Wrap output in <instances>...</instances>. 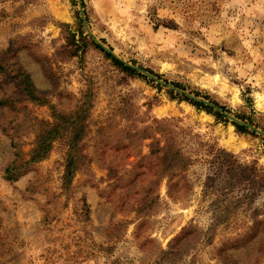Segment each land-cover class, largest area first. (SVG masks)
<instances>
[{"label":"rangeland","instance_id":"1","mask_svg":"<svg viewBox=\"0 0 264 264\" xmlns=\"http://www.w3.org/2000/svg\"><path fill=\"white\" fill-rule=\"evenodd\" d=\"M82 2L95 37L119 57L264 131V0ZM81 30L86 50L76 54ZM20 69L47 104L24 96ZM138 72L91 43L79 0H0V264H264V226L254 228L250 211L219 221L207 161L213 145L264 167V135ZM87 93L86 161L70 189L66 139L7 179L55 121L53 107L72 112ZM155 119L197 159L186 173H162ZM147 125L155 136L144 139Z\"/></svg>","mask_w":264,"mask_h":264},{"label":"trees","instance_id":"2","mask_svg":"<svg viewBox=\"0 0 264 264\" xmlns=\"http://www.w3.org/2000/svg\"><path fill=\"white\" fill-rule=\"evenodd\" d=\"M75 2V0H73ZM82 24V21H81ZM81 39L77 44V52H85L86 45L84 31H80ZM102 42H105L102 40ZM91 43L99 48L105 55L110 58L113 63L121 68L123 71L131 74H140L137 70L125 65L121 60L107 52L98 44L92 37ZM152 74H155L159 78H162L159 74L152 70L147 69ZM20 77L21 91L33 102L39 104H47L48 100L42 96L40 92L34 86L30 75L22 71L21 69L16 74ZM174 86L182 88L179 84L173 83ZM197 95V94H196ZM90 93L84 94L81 104L78 108L72 112L64 113L57 111L54 107L53 117L55 121L41 131H39L33 142V147L29 152V159L24 164H12L6 169V178L9 180L17 179L22 170L30 165L38 163L48 158L53 149V144L59 139H66L68 142V153L65 161V168L63 173V188L69 190L74 177L78 170L85 164V155L82 152L81 142L85 138L89 127V120L91 118V110L94 105L93 98ZM181 96L190 101L198 108H204L208 112H214L218 117H224L220 112L214 111V109L203 102L195 101L189 98L187 95L181 94ZM199 96V95H197ZM213 103L223 110H226L224 106L213 101ZM125 110V108H122ZM158 125V132L163 135L164 145L152 148L153 154H158L162 163V173H171L174 175H181L186 173L188 169L195 164V159L190 153L184 151L181 143L173 137V130L170 127H161V122L157 119L154 120ZM239 132L253 133L246 126L235 123ZM105 127H100V130H104ZM152 126L147 125L142 130L138 131L142 134L144 139L152 138L151 130ZM15 147V142L12 143ZM18 156L21 151L16 153ZM208 155L210 156L207 161L214 165L216 181L220 180L221 184L216 186L215 180L210 185V188L214 190V193L218 196L217 206L220 208L218 217L220 222H228L239 211H250L254 218V228L258 230L261 226H264V204L256 205L257 200L264 194V167L260 166L257 161H252L249 164H244L239 161L234 153L226 151L224 149L216 148L213 145H209Z\"/></svg>","mask_w":264,"mask_h":264},{"label":"water","instance_id":"3","mask_svg":"<svg viewBox=\"0 0 264 264\" xmlns=\"http://www.w3.org/2000/svg\"><path fill=\"white\" fill-rule=\"evenodd\" d=\"M79 9H80V14H81V18L83 20V24L88 32V34L91 35V37L98 43L102 46L103 49H105L107 52L111 53L113 56H115L116 58H118L119 60H121L125 65L129 66V67H132L133 69H136L138 71H140L141 73L145 74L146 76H148L149 78L155 80L157 83H160V84H163V85H168L169 87L175 89L176 91L180 92V93H183V94H186L188 95L189 97H191L193 100L195 101H198V102H203L205 103L206 105H209L210 107H213L214 109H216L217 111H219L220 113H222L223 115H225L226 117H228L230 120L234 121L235 123L239 124V125H243V126H246L250 129H252L253 131H256L262 135H264V131L237 118L236 116H234L233 114L223 110L221 107L215 105L214 103L210 102L209 100L207 99H203L201 97H198V96H195L193 94H190L188 92H186L185 90L181 89V88H178L174 85H171V84H168L166 81H164L163 79L159 78L158 76H156L155 74H152L151 72L147 71L146 69L140 67V66H137V65H133L132 63L130 62H127L126 60L122 59L121 57H119L115 52L114 50H112L111 48H109L108 46H106L102 41H100L98 38L95 37V35L93 34V32L91 31V28L88 24V21H87V17H86V14H85V8L83 6V2L82 0H79Z\"/></svg>","mask_w":264,"mask_h":264}]
</instances>
